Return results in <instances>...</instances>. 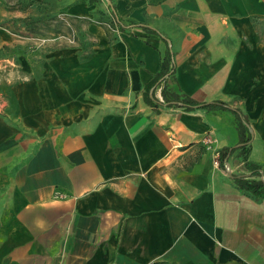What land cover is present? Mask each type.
<instances>
[{
	"label": "crops",
	"instance_id": "obj_1",
	"mask_svg": "<svg viewBox=\"0 0 264 264\" xmlns=\"http://www.w3.org/2000/svg\"><path fill=\"white\" fill-rule=\"evenodd\" d=\"M114 5L160 35L90 23L89 54L19 55L0 87V264H264V197L231 179L250 173L238 150L213 163L235 116L155 110L146 91L170 48L168 88L238 109L264 165V0ZM13 41L0 27V63Z\"/></svg>",
	"mask_w": 264,
	"mask_h": 264
},
{
	"label": "rangeland",
	"instance_id": "obj_2",
	"mask_svg": "<svg viewBox=\"0 0 264 264\" xmlns=\"http://www.w3.org/2000/svg\"><path fill=\"white\" fill-rule=\"evenodd\" d=\"M81 2L0 0V27L7 30L14 40L9 45L5 62L0 63V87L9 80L13 81V77L17 79L19 55L32 60L40 52L65 47L77 48L80 54H89L95 41L87 26L105 23L103 16L108 8L105 0H92L91 5H87L88 0ZM74 7L84 8L85 13L72 15L70 10Z\"/></svg>",
	"mask_w": 264,
	"mask_h": 264
},
{
	"label": "trees",
	"instance_id": "obj_3",
	"mask_svg": "<svg viewBox=\"0 0 264 264\" xmlns=\"http://www.w3.org/2000/svg\"><path fill=\"white\" fill-rule=\"evenodd\" d=\"M86 1V0H85ZM92 0H88L87 5H91ZM107 2V8L109 16H103V22L113 23L117 27L119 32H127L130 28H141L153 34H158L153 28L145 25H138L134 22L124 23L117 15L114 1L105 0ZM82 0L81 3H83ZM34 33V31H32ZM37 33V32H36ZM170 64L172 67L170 68ZM174 73L172 52L169 48L166 56H164L159 73L155 76L154 80L147 86L146 91H151V96L148 97V103L157 110L158 107H179L185 111H193L197 109L207 111H229L235 116V125L239 133V144L234 147L223 148L219 151V166L224 168L226 161L236 150L239 151V155L243 158L244 165L250 171L249 174H231L230 177L241 191L250 193L255 199H261L264 197V165H257L248 162L247 155L249 152L250 140L252 133L249 128L248 122L243 114L236 108L230 107L228 104L222 101L212 102H197L194 99L176 94L170 90L166 84V81ZM160 88L162 101L157 99L154 95V91Z\"/></svg>",
	"mask_w": 264,
	"mask_h": 264
},
{
	"label": "built area",
	"instance_id": "obj_4",
	"mask_svg": "<svg viewBox=\"0 0 264 264\" xmlns=\"http://www.w3.org/2000/svg\"><path fill=\"white\" fill-rule=\"evenodd\" d=\"M208 148V147H207ZM214 165H219V159L218 158H216V155L214 156ZM225 170H228V167L225 165Z\"/></svg>",
	"mask_w": 264,
	"mask_h": 264
}]
</instances>
